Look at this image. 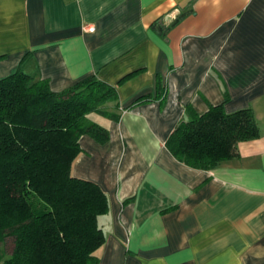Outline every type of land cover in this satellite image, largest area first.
Segmentation results:
<instances>
[{"label":"crops","instance_id":"crops-1","mask_svg":"<svg viewBox=\"0 0 264 264\" xmlns=\"http://www.w3.org/2000/svg\"><path fill=\"white\" fill-rule=\"evenodd\" d=\"M17 69L116 88L117 120L88 115L107 140L82 135L71 169L108 198L97 264H264V0H0V78ZM219 104L250 107L258 136L211 168L176 159V124Z\"/></svg>","mask_w":264,"mask_h":264},{"label":"trees","instance_id":"trees-1","mask_svg":"<svg viewBox=\"0 0 264 264\" xmlns=\"http://www.w3.org/2000/svg\"><path fill=\"white\" fill-rule=\"evenodd\" d=\"M117 107L116 88L95 75L59 91L21 69L0 78L3 264L98 263L95 251L105 241L98 217L108 211V198L99 184L71 169L82 135L98 142L108 138V129L88 115L117 120ZM258 134L250 107L225 112L219 104L181 119L165 145L176 159L207 169L233 156L239 141Z\"/></svg>","mask_w":264,"mask_h":264},{"label":"rangeland","instance_id":"rangeland-1","mask_svg":"<svg viewBox=\"0 0 264 264\" xmlns=\"http://www.w3.org/2000/svg\"><path fill=\"white\" fill-rule=\"evenodd\" d=\"M4 247H5V250L7 253L10 252V250L12 248L11 238H7Z\"/></svg>","mask_w":264,"mask_h":264},{"label":"water","instance_id":"water-1","mask_svg":"<svg viewBox=\"0 0 264 264\" xmlns=\"http://www.w3.org/2000/svg\"><path fill=\"white\" fill-rule=\"evenodd\" d=\"M176 22H177V19H176L172 24H174V23H176ZM155 26L157 27V31H158V32H161V31H162L161 27H159L158 24H156Z\"/></svg>","mask_w":264,"mask_h":264}]
</instances>
